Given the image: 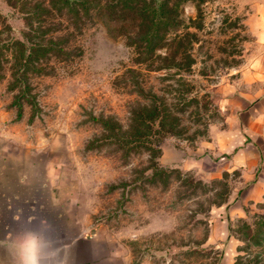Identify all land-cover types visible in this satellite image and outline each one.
Instances as JSON below:
<instances>
[{
  "label": "rangeland",
  "instance_id": "374dc122",
  "mask_svg": "<svg viewBox=\"0 0 264 264\" xmlns=\"http://www.w3.org/2000/svg\"><path fill=\"white\" fill-rule=\"evenodd\" d=\"M255 1L208 0L200 27L189 20L194 2H181L184 22L168 36L195 32L192 61L166 67L164 47L143 53L130 43L135 29L124 27L129 38L101 13L75 26L61 11L48 12V0H0V92L16 111L10 103L21 100V142L25 135L35 148L37 182L51 181L53 201L37 213L60 239L80 234L101 264H121L123 256L130 264H264V225L255 224L264 216V187L247 193L243 168L223 169L227 157L217 151L224 129L237 127L220 106L222 86L235 85L261 50L247 21ZM31 38L66 52L39 53L34 62L42 69L28 70L29 86H18L22 46L14 40L27 45ZM137 86L179 116L180 132L160 136L158 161L180 176L168 169L167 176L143 178L136 170L151 172L147 151L125 158L100 138L94 116L112 115L126 127L130 106L145 102ZM47 193L37 188V195Z\"/></svg>",
  "mask_w": 264,
  "mask_h": 264
},
{
  "label": "crops",
  "instance_id": "0c3cea01",
  "mask_svg": "<svg viewBox=\"0 0 264 264\" xmlns=\"http://www.w3.org/2000/svg\"><path fill=\"white\" fill-rule=\"evenodd\" d=\"M247 21L261 50L240 70L235 85L222 86L220 106L228 112L226 121L237 127L224 129L217 151L227 157L223 169L243 168L248 193L264 187V0L252 4ZM8 102L0 92V264H18L16 247L20 234L28 230L38 231L52 242V254L59 264H101L88 256L91 250L84 248V237L77 233L63 241L58 228L45 225L43 215L37 213L53 201L51 181L37 182L35 148L25 135L21 142L16 110ZM44 173L50 174L45 166ZM46 187V195H37V188L40 193ZM121 264L130 263L123 256Z\"/></svg>",
  "mask_w": 264,
  "mask_h": 264
},
{
  "label": "trees",
  "instance_id": "16d2710c",
  "mask_svg": "<svg viewBox=\"0 0 264 264\" xmlns=\"http://www.w3.org/2000/svg\"><path fill=\"white\" fill-rule=\"evenodd\" d=\"M186 0H48V12L57 9L66 14L70 22L78 26L84 19L89 18L92 11L101 13L108 20L115 23L123 30L129 38L133 36L129 29H135L134 39L130 43H137L141 51L147 55L154 52L156 48H165L162 55L164 66L172 67L185 63L187 67L191 64L192 57L188 52L190 36H195V32L186 30L184 33H176L169 37L172 30H178L183 24L180 3ZM196 8V17L189 18L195 27L202 25V4L208 0H192ZM41 5V4H39ZM26 36L28 33H24ZM25 45L22 40L15 39L14 43L21 47L16 56L17 66L15 76L19 81L18 86H29L27 72L39 71L42 69L36 62L39 60V53L55 50V53L66 52L62 46L56 44L43 43L42 39L29 40ZM49 41H53L50 38ZM36 61V62H34ZM13 84V85H15ZM138 94L145 99V102L132 104L129 108V121L126 127L112 115L94 116L100 124L102 132L100 138L110 140L117 148L122 149L126 158L131 151L143 149L148 152V162L145 169H150L149 174L145 170H136L143 178L154 179L157 176H167L169 170L177 171L178 168H167L158 161L161 152L160 136L163 133H179L181 130L179 116L174 109L164 100L159 99L154 92H148L143 86H137ZM33 106L36 105L34 95L29 100ZM11 105L16 106V117L22 115V103L19 98L13 100ZM199 180H196V182ZM257 227L264 225V216L256 220ZM250 229V225L247 224ZM251 230V229H250Z\"/></svg>",
  "mask_w": 264,
  "mask_h": 264
},
{
  "label": "clouds",
  "instance_id": "9594fccd",
  "mask_svg": "<svg viewBox=\"0 0 264 264\" xmlns=\"http://www.w3.org/2000/svg\"><path fill=\"white\" fill-rule=\"evenodd\" d=\"M54 252L52 242L40 232L28 230L20 234L16 247L18 264H59Z\"/></svg>",
  "mask_w": 264,
  "mask_h": 264
}]
</instances>
